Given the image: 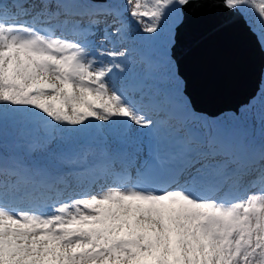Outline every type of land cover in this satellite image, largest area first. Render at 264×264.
<instances>
[{"label":"snow or ice","instance_id":"obj_1","mask_svg":"<svg viewBox=\"0 0 264 264\" xmlns=\"http://www.w3.org/2000/svg\"><path fill=\"white\" fill-rule=\"evenodd\" d=\"M198 14L264 52V0H0V264H264V87L199 108Z\"/></svg>","mask_w":264,"mask_h":264},{"label":"water","instance_id":"obj_2","mask_svg":"<svg viewBox=\"0 0 264 264\" xmlns=\"http://www.w3.org/2000/svg\"><path fill=\"white\" fill-rule=\"evenodd\" d=\"M239 26L223 24L199 14L190 17L180 26L178 38L183 40L185 44L183 50L189 56L183 73L191 83L198 82L205 75L210 82L221 81V84L225 83L235 91H244L246 87L248 88L246 91L249 92L254 88L264 55L254 36L248 31H240ZM229 38L232 41L226 45Z\"/></svg>","mask_w":264,"mask_h":264},{"label":"bare ground","instance_id":"obj_3","mask_svg":"<svg viewBox=\"0 0 264 264\" xmlns=\"http://www.w3.org/2000/svg\"><path fill=\"white\" fill-rule=\"evenodd\" d=\"M230 92H231V88H224L222 93L224 95H226V97H228L230 95Z\"/></svg>","mask_w":264,"mask_h":264},{"label":"rangeland","instance_id":"obj_4","mask_svg":"<svg viewBox=\"0 0 264 264\" xmlns=\"http://www.w3.org/2000/svg\"><path fill=\"white\" fill-rule=\"evenodd\" d=\"M262 76L264 77V69H263V75ZM262 87H264V85H262Z\"/></svg>","mask_w":264,"mask_h":264}]
</instances>
